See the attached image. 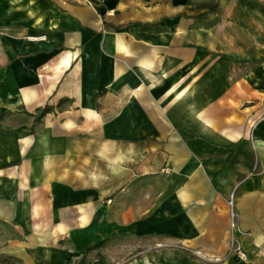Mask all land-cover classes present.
<instances>
[{
  "label": "crops",
  "instance_id": "obj_1",
  "mask_svg": "<svg viewBox=\"0 0 264 264\" xmlns=\"http://www.w3.org/2000/svg\"><path fill=\"white\" fill-rule=\"evenodd\" d=\"M263 95L264 0H0L7 251L264 264Z\"/></svg>",
  "mask_w": 264,
  "mask_h": 264
},
{
  "label": "rangeland",
  "instance_id": "obj_2",
  "mask_svg": "<svg viewBox=\"0 0 264 264\" xmlns=\"http://www.w3.org/2000/svg\"><path fill=\"white\" fill-rule=\"evenodd\" d=\"M263 102L260 106V108L262 109L258 111L256 115L257 119L264 118ZM257 108H259L258 105ZM17 232L18 230L13 225L0 220V264H24L23 259L21 257L7 251L9 238L11 236H14Z\"/></svg>",
  "mask_w": 264,
  "mask_h": 264
},
{
  "label": "built area",
  "instance_id": "obj_3",
  "mask_svg": "<svg viewBox=\"0 0 264 264\" xmlns=\"http://www.w3.org/2000/svg\"><path fill=\"white\" fill-rule=\"evenodd\" d=\"M234 193L231 194L230 198L228 199V204H229V212H230V219H231V228L235 229L237 227V219H238V212L235 209V198H234ZM233 244L235 243V251L236 255L239 258H244L246 256V252L243 249V247L235 240V238L232 239ZM236 241V242H234Z\"/></svg>",
  "mask_w": 264,
  "mask_h": 264
}]
</instances>
